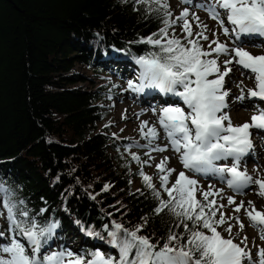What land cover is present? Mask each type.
<instances>
[{
  "label": "snow or ice",
  "instance_id": "obj_1",
  "mask_svg": "<svg viewBox=\"0 0 264 264\" xmlns=\"http://www.w3.org/2000/svg\"><path fill=\"white\" fill-rule=\"evenodd\" d=\"M122 2L131 3L134 11H143L146 18L162 24L156 32L135 41L148 50L133 55L138 72L135 79L127 81L124 91L143 94L154 90L171 102L136 114L139 119L151 111L156 117L154 121H140L138 132L144 143L123 139L128 140L124 148L131 157L129 165H140L136 175L155 202L152 216L162 221L168 217L172 223L166 235L157 236L155 231H148V215L141 217V223L129 226H125L123 216L109 219L100 230L77 219L74 223L81 232L104 241L118 256L99 248L74 251L65 244L52 250L61 221L55 215L45 217L47 206L39 211L30 207L29 199L20 196L19 186L0 177V220L7 225L0 223V264H264V246L255 240L249 246V237L242 235L246 225L241 219L243 210L248 226L264 241V205L257 206L251 200L237 203L235 195H226L224 187L209 183L205 190L195 178L216 179L239 195L255 188V194L264 198V168L249 173L245 159L255 151L252 130L264 132V54L253 55L244 46L246 42L254 44L257 37L264 40V0H202L196 5L193 0H181L184 7L179 15L174 14L170 0ZM190 6L206 11L216 26L202 21ZM237 71L254 86L232 80ZM229 82L239 89V95L227 86ZM230 102L245 107L250 102L254 107L250 122L233 124ZM121 118L126 119V114ZM162 140L166 143H159ZM133 147L146 149L148 158L132 152ZM165 152L171 155H153ZM174 157L183 170L169 167ZM145 166L155 167V174L145 173ZM154 179H158L159 187ZM110 187L105 184L101 191ZM137 193L146 195L141 189ZM96 195L90 199L95 200ZM122 208L120 205L116 212ZM226 208H231V214ZM64 211H69L66 204ZM112 216V212L103 213V217Z\"/></svg>",
  "mask_w": 264,
  "mask_h": 264
},
{
  "label": "trees",
  "instance_id": "obj_2",
  "mask_svg": "<svg viewBox=\"0 0 264 264\" xmlns=\"http://www.w3.org/2000/svg\"><path fill=\"white\" fill-rule=\"evenodd\" d=\"M160 27L158 19L146 18L122 0H0V177L19 186L30 207L47 206L45 217L61 221L55 249L72 246V236L80 241L78 250L118 255L81 232L77 219L100 230L109 219L123 216L129 226L148 215V231L157 236L166 235L172 223L152 216L155 202L105 127V88L78 86L89 80L78 67L137 74L132 57L148 46L135 41ZM105 184L111 187L102 192ZM104 212L113 216L103 217Z\"/></svg>",
  "mask_w": 264,
  "mask_h": 264
},
{
  "label": "rangeland",
  "instance_id": "obj_3",
  "mask_svg": "<svg viewBox=\"0 0 264 264\" xmlns=\"http://www.w3.org/2000/svg\"><path fill=\"white\" fill-rule=\"evenodd\" d=\"M202 0H193V5L201 3ZM172 10L175 15H179L180 10L184 5L181 3V0H170ZM191 11H200V13H196L202 21L207 23L210 27H215L216 22L211 20V19H205V17H208V14H203L205 13L204 10L200 9L199 7H194L190 6ZM203 12V13H202ZM196 26L193 24V31H196ZM177 34H180V28L177 27L176 29ZM225 38L221 36V40H224ZM258 45H264V42L255 39L254 44L253 43H245L244 46L245 48L250 51L253 55H260L264 54V46H258ZM227 57H222V59H226ZM79 70H81L82 75L89 79L87 81H84L80 83L78 86L85 88V89H92L96 87H101L103 86L105 91L108 93L106 98L103 99V103L107 106L108 110V116L105 120V124L109 125V122L111 121L112 123L108 126L110 128V135H113V133L116 134L114 138H116L119 143L123 146L122 150L125 152V155L127 157H130L128 153L125 151L124 145L128 143V140L123 139V138H135L136 140H140L141 143H144L145 141L140 139L139 136V125L141 120H149V121H154L156 117H154L151 113V111L145 112L143 115L139 117V119L136 118V114L141 112V110H146L150 109L153 105H163L166 103L171 102V98L169 97H164L158 93H156L154 90H146L145 93L143 94H137L132 91H124V89L127 88V81L130 79H135L137 74H126L123 75L122 73L117 74V73H111L109 71H104L102 73H97L93 69H82L81 67H78ZM228 78H226L227 80ZM232 80L239 82L240 80H244V83L248 87H253V81L246 79L245 77L240 75V72L237 71L235 72V75L232 76ZM95 85V86H94ZM115 86V87H114ZM232 92H234L236 95H239V89L235 87L234 83L229 82L227 85ZM248 104L247 107L242 106L240 104H234L230 102V110H229V115L232 118L233 124L239 125L243 124L244 122L248 121L250 122V118L254 113V107L250 102H246ZM261 106L264 107V103H261ZM125 110L126 113H125ZM122 113L126 114V119H122ZM101 127L102 124H99ZM123 129V131H121ZM253 135H252V140L253 144H258L260 145L261 149V158L262 160L258 159H253V158H247V168L249 173H253V169L255 168H264V134L263 132H258L257 130H252ZM119 137V138H117ZM261 138V139H260ZM159 143H166V141H159ZM132 152H137L138 154L141 155L142 159H147L148 157L144 155V152L146 149H141V148H136L133 147L131 149ZM153 155H171V152H165L163 154H156L153 153ZM131 159V157H130ZM159 161H155V163H158ZM169 167L175 168L178 171L183 170L181 164L179 163L178 158H173L170 161ZM133 168L136 170H139L140 165L137 164L136 162H133ZM145 173L149 175H154L156 172L155 167H148L145 166L144 168ZM191 175V173H188ZM254 174V173H253ZM196 179L199 180L200 184L203 185L204 189L207 190L208 184L212 183L215 184L217 188L224 187L226 195H235L236 202L239 203L240 200H244L245 203H247L248 200H251L255 202L256 204L264 205V198H260L258 195H256V189L253 188L250 191H246V194L244 195H239V194H234L231 189H227L225 185L221 184L218 182L216 179H204L201 176L195 177ZM140 179H137L135 181V186L136 188L139 186ZM159 186L158 179H154L153 181ZM165 198H167L165 196ZM197 198L199 199V193H197ZM223 203H227L226 200L222 201ZM225 212L227 214H231V208H226ZM241 219L245 223L246 227L244 229V233L242 235L246 234L249 237V246H252L253 240H255V243L260 246H264V241H261L258 236V232L255 228L248 226V220L247 218L243 215V210L241 213ZM0 223L4 224L5 227H7L6 223L2 220H0ZM234 232L238 231V228L233 229ZM74 237L70 236L68 237V241L71 242L72 246H70L74 251L78 250L80 241H74ZM53 250V247H51ZM55 249V248H54ZM85 250H89L87 247ZM255 252L256 250L253 249V256L255 258ZM107 254L106 252H104Z\"/></svg>",
  "mask_w": 264,
  "mask_h": 264
},
{
  "label": "bare ground",
  "instance_id": "obj_4",
  "mask_svg": "<svg viewBox=\"0 0 264 264\" xmlns=\"http://www.w3.org/2000/svg\"><path fill=\"white\" fill-rule=\"evenodd\" d=\"M194 13H200L199 11H194ZM209 19L207 16L205 17V19ZM261 139V138H260ZM259 160H262L261 156H259ZM257 206H260V204L257 203Z\"/></svg>",
  "mask_w": 264,
  "mask_h": 264
}]
</instances>
